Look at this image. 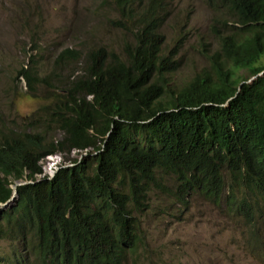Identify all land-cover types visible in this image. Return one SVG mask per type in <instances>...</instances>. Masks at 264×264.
<instances>
[{"label": "trees", "instance_id": "trees-1", "mask_svg": "<svg viewBox=\"0 0 264 264\" xmlns=\"http://www.w3.org/2000/svg\"><path fill=\"white\" fill-rule=\"evenodd\" d=\"M108 1L132 35L120 53L66 48L53 60L60 75L39 77L33 58L18 72L32 94L38 85L49 94L27 127L0 123V205L27 181L0 206V242L21 238L0 263L126 264L152 189L183 206L178 216L195 194L221 204L227 187L244 248L264 255L251 233L264 213V0H219V24L237 28L222 34L209 70L181 86L168 80L178 65L159 30L168 0ZM75 149L89 157L36 181L41 159Z\"/></svg>", "mask_w": 264, "mask_h": 264}, {"label": "rangeland", "instance_id": "rangeland-1", "mask_svg": "<svg viewBox=\"0 0 264 264\" xmlns=\"http://www.w3.org/2000/svg\"><path fill=\"white\" fill-rule=\"evenodd\" d=\"M167 2V18L159 30L165 38L164 53L173 47V59L178 65L168 80L171 85L181 86L195 73L209 70L208 56L218 50L222 34L237 26L234 20L228 21L230 28L219 24L224 7L219 0ZM115 16L108 0H0V123L23 129L32 114L48 103L49 93L43 86L38 85L36 94H32L24 78H17L22 67L28 68L31 58L39 77L53 69L54 77L60 75L61 68H54L53 60L66 48L86 52L90 47L103 45L120 53L122 44L131 42L132 35L115 26ZM72 67L75 74L81 72V62ZM239 73L247 75L245 69ZM37 118L33 125L40 122ZM59 136L54 134L55 138ZM86 154L75 149L46 156L41 161L42 169L50 175L58 166H51L52 162L70 164L67 159L71 158L82 162L89 157ZM228 194L226 187L219 205L195 194L189 199L188 208L172 216L183 206L171 204L169 198L164 195L163 199L152 189L148 207L138 215L142 221L138 245L128 255L126 264H264L263 254L244 248L242 218L224 208ZM13 201L0 206L5 208ZM168 206L172 211L163 217L161 211ZM252 224L251 233L261 239L260 244L264 241V213L255 217ZM20 239L2 240L0 258L10 253Z\"/></svg>", "mask_w": 264, "mask_h": 264}, {"label": "clouds", "instance_id": "clouds-1", "mask_svg": "<svg viewBox=\"0 0 264 264\" xmlns=\"http://www.w3.org/2000/svg\"><path fill=\"white\" fill-rule=\"evenodd\" d=\"M119 18H120V16H119ZM252 79V78H251ZM57 153H60V152H57ZM54 154H56V153H54ZM62 154V153H61ZM50 155H53V154H50ZM47 156H49V155H47ZM46 157V156H45ZM44 157V158H45ZM43 158V159H44ZM43 159H41L40 160V163H41V161L43 160ZM67 160H71V159H67ZM64 161H66V160H63V162ZM70 164H67V163H62V162H52L51 163V166L52 165H58V166H56L55 168H54V170H51L52 168H51V166H49V168H48V170H51V173H50V175H48V173H46L45 171H47L46 169H42V174L41 175H38V177H44V176H47V178L48 179H50V178H52L53 176H54V174L58 171V169H59V167L60 166H62V165H64V166H68V165H71V162H69ZM42 165V164H41ZM45 170V171H44ZM44 171V172H43ZM47 174V175H46ZM41 178H39V179H37L36 181H39ZM17 181H19L18 183H12L13 184V187H12V194H11V196H10V198L9 199H7V201L6 202H4V203H2L1 205H4V204H6V205H8L11 201H13L14 199H16V197H17V191H16V185H20V184H24V183H26L27 181L26 180H24V179H19V180H17ZM16 181V182H17ZM22 182V183H21ZM11 184V185H12ZM11 197H14L12 200H11ZM6 205H4V206H6Z\"/></svg>", "mask_w": 264, "mask_h": 264}, {"label": "water", "instance_id": "water-1", "mask_svg": "<svg viewBox=\"0 0 264 264\" xmlns=\"http://www.w3.org/2000/svg\"><path fill=\"white\" fill-rule=\"evenodd\" d=\"M253 78V77H252ZM14 197H11V200L13 199ZM4 205H6V204H4Z\"/></svg>", "mask_w": 264, "mask_h": 264}]
</instances>
